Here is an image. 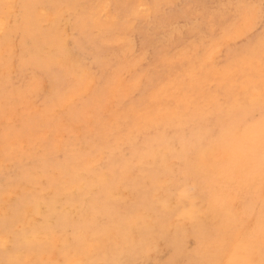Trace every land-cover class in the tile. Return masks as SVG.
Masks as SVG:
<instances>
[{"label": "rangeland", "instance_id": "obj_1", "mask_svg": "<svg viewBox=\"0 0 264 264\" xmlns=\"http://www.w3.org/2000/svg\"><path fill=\"white\" fill-rule=\"evenodd\" d=\"M239 1L0 0V264H264V0Z\"/></svg>", "mask_w": 264, "mask_h": 264}, {"label": "bare ground", "instance_id": "obj_2", "mask_svg": "<svg viewBox=\"0 0 264 264\" xmlns=\"http://www.w3.org/2000/svg\"><path fill=\"white\" fill-rule=\"evenodd\" d=\"M239 1V0H238ZM240 2V1H239ZM1 17V16H0ZM239 29V28H238ZM236 31V30H235ZM224 34V33H223ZM130 39V38H129ZM127 41V40H126ZM130 41V40H129ZM134 44V43H133ZM129 45V44H128ZM130 47V46H129ZM216 51V50H215ZM214 51V52H215ZM214 54V53H213ZM10 68V67H9ZM83 69V68H82ZM84 71H86V70H84ZM262 104V103H261ZM264 104V103H263ZM259 146V145H258ZM257 146V147H258ZM261 150V149H260ZM248 152V151H247ZM248 154V153H247ZM259 154L261 155V153L259 152ZM244 155H246V154H244ZM253 155H254V152H253ZM226 157V156H225ZM223 158V157H222ZM244 158V157H243ZM251 158V157H250ZM247 159V158H246ZM252 159H253V157H252ZM258 159H259V157H258ZM247 161V160H246ZM236 162V161H235ZM258 162V161H257ZM173 164H175V163H173ZM237 164H239L240 165V163H238L237 162ZM259 164V163H258ZM253 165V164H252ZM260 165V164H259ZM244 166V165H243ZM247 167H248V165H246ZM251 166V165H250ZM236 167H237V165H236ZM239 167V166H238ZM242 167V166H241ZM246 167V168H247ZM256 167V166H255ZM253 168V167H252ZM250 170H251V168H249ZM258 169V168H257ZM230 170V169H229ZM243 170V169H242ZM245 170V169H244ZM253 170V169H252ZM261 170V169H260ZM233 171V170H232ZM241 171V170H240ZM131 172V171H130ZM229 172V171H228ZM242 173V172H241ZM249 173V172H248ZM252 173V172H251ZM261 173V172H260ZM235 174V173H234ZM254 174V173H253ZM259 174V173H258ZM83 175V174H82ZM227 175V174H226ZM229 175V174H228ZM239 175V174H238ZM245 175V174H244ZM234 176V175H233ZM254 176V175H253ZM264 176V175H263ZM230 177V176H229ZM228 177V178H229ZM247 177V176H246ZM237 178V177H236ZM239 178V177H238ZM254 178V177H253ZM256 178V177H255ZM82 179V178H81ZM251 179V178H250ZM249 179V181L250 182H252L251 180ZM246 180V179H245ZM261 180V179H260ZM259 180V181H260ZM234 181V180H233ZM243 181V180H242ZM248 181V182H249ZM262 181H264V180H262ZM107 182V181H106ZM247 182V181H246ZM258 182V181H257ZM87 183V182H86ZM226 183V182H225ZM230 183V182H229ZM231 183H233V182H231ZM236 183V182H235ZM264 183V182H263ZM238 184V183H237ZM246 184V183H245ZM255 184V183H254ZM260 184V183H259ZM261 184H262V182H261ZM239 185V184H238ZM95 186V185H94ZM94 186H92V182H90L89 184H88V186H85V184L83 185V189L81 190V192H76L75 193V198H74V206L75 207H77L79 210H81V216H82V218L83 219H85V218H87V215H89L88 213H89V210L87 209V208H89V207H87L86 206V210L84 209V206L85 205H89L88 203H89V201L86 203V199H85V197H83L84 196V194H87V192H90V191H93L92 189H94ZM243 186V185H242ZM256 186H258V185H256ZM236 187V186H235ZM245 187V186H244ZM259 187V186H258ZM74 189H75V185H74V187H73ZM119 188V187H118ZM241 188V187H240ZM254 188V187H253ZM252 188V189H253ZM96 189V188H95ZM228 189V188H227ZM232 189V188H231ZM248 189V188H247ZM251 189V190H252ZM71 190V189H70ZM86 190H87V192H86ZM233 190H235V189H233ZM239 190V189H238ZM237 190V191H238ZM220 191V190H219ZM232 191V190H231ZM230 191V192H231ZM236 191V190H235ZM245 191V190H244ZM253 191V190H252ZM251 191V192H252ZM255 191V190H254ZM258 191V190H257ZM93 192H95V190L93 191ZM224 192V191H223ZM229 192V191H228ZM247 192H249L248 190H247ZM73 193V192H72ZM112 193V192H111ZM242 193V192H241ZM222 194V193H221ZM252 194V193H251ZM164 195V194H163ZM249 195V194H248ZM254 195V194H253ZM132 196V195H131ZM217 196V195H216ZM226 196V195H225ZM231 196V195H230ZM241 196H242V194H241ZM256 196V195H255ZM219 197V196H218ZM244 197V196H243ZM248 197H250V195L249 196H247V198ZM214 198V197H213ZM222 198V197H221ZM228 198H230V197H228ZM227 198V199H228ZM245 198V197H244ZM255 198V197H254ZM226 199V200H227ZM234 199V198H233ZM252 200H254V199H252ZM42 201V200H41ZM56 201H58V200H56ZM169 201V200H168ZM249 201V200H248ZM24 203V202H23ZM28 203V202H27ZM26 203V204H27ZM173 203V202H172ZM171 203V204H172ZM213 203V202H212ZM90 204H92V203H90ZM248 204V203H247ZM250 204V203H249ZM248 204V205H249ZM98 205V204H97ZM226 205V204H225ZM240 205H241V203H240ZM252 205V204H251ZM30 206V205H29ZM39 206V205H38ZM211 206V205H210ZM218 206V205H217ZM247 206V205H246ZM237 207V206H236ZM39 208H40V206H39ZM38 208V209H39ZM253 208V207H252ZM21 209V208H20ZM95 209V208H94ZM181 209V208H180ZM224 209V208H223ZM235 209V208H234ZM247 209V208H246ZM250 209V208H249ZM248 210V209H247ZM252 210V209H251ZM15 211V210H14ZM92 211H94V210H92ZM101 211H102V209H101ZM221 211V210H220ZM98 212V211H97ZM103 212V211H102ZM141 212H142V208H141ZM250 212V211H249ZM22 213H24V212H22ZM138 213V212H137ZM143 213H145V212H143ZM215 213H218V212H215ZM233 213V212H232ZM243 213V212H242ZM247 213V212H246ZM20 214V213H19ZM92 214V213H91ZM166 214V213H165ZM200 214H201V212H200ZM18 215V214H17ZM99 215H101L100 213H97V215L95 216V215H93V216H95V217H97V216H99ZM206 215V214H205ZM21 216V215H20ZM19 216V217H20ZM25 216V215H24ZM93 216H92V218H93ZM240 216H241V214H240ZM246 216H247V214H246ZM253 216V215H252ZM255 216V215H254ZM254 216H253V218H254ZM13 217H15L16 218V216H15V212H14V215H13ZM12 217V218H13ZM18 217V218H19ZM22 217V216H21ZM183 217V216H182ZM233 217H234V215H233ZM25 218H27V217H25ZM24 218V221H25V224L27 223V221H26V219ZM97 218H99V217H97ZM97 218L95 219V220H97ZM232 218V217H231ZM21 219V222H23L22 221V218H20ZM152 219V218H151ZM189 219V218H188ZM252 219V218H251ZM27 220H29V219H27ZM163 220V219H162ZM193 220V219H192ZM240 220V219H239ZM12 221V220H11ZM16 221V220H15ZM88 220H85V221H83V223H85L86 224V222H87ZM98 221V220H97ZM143 221V220H142ZM147 221V220H146ZM154 221V220H153ZM172 221V220H171ZM178 221V220H177ZM176 221V222H177ZM185 221V220H184ZM196 221V220H195ZM204 221V220H203ZM12 222H14V220L12 221ZM173 222V221H172ZM190 222V221H189ZM253 222V221H252ZM149 223H150V221H149ZM178 223V222H177ZM187 223V222H186ZM13 224V223H12ZM19 224V223H18ZM148 224V223H147ZM185 224V223H184ZM205 224V223H204ZM14 225H15V223H14ZM20 225V224H19ZM157 225V224H156ZM155 224H154V226H156ZM160 225V224H159ZM159 225H158V227H159ZM163 225V224H162ZM165 225V224H164ZM25 226V225H24ZM24 226H22V227H24ZM207 226V225H206ZM227 226V225H226ZM153 227V226H152ZM193 227V226H192ZM195 227V226H194ZM203 227V226H202ZM21 228V227H20ZM156 228V227H155ZM169 228V227H168ZM178 229H179V227H177ZM215 228H216V226H215ZM148 229V228H147ZM146 229V230H147ZM159 229V228H158ZM166 229V228H165ZM169 230V229H168ZM167 231V230H166ZM165 231V232H166ZM134 232V231H133ZM172 232H173V228H172ZM171 232V233H172ZM200 233H201V231H199ZM204 232V231H203ZM209 232V231H208ZM147 233V232H146ZM170 233V234H171ZM199 233V234H200ZM207 233V232H206ZM205 233V234H206ZM112 234V233H111ZM144 234H145V232H144ZM153 234V233H152ZM173 234V233H172ZM178 234V233H177ZM114 235V234H113ZM150 235H151V233H150ZM159 235V234H158ZM162 235H163V233H162ZM164 235H165V233H164ZM168 235V234H167ZM174 236H175V234H173ZM206 235H208V234H206ZM211 235V234H210ZM210 235H208V236H210ZM133 236V235H132ZM146 236V235H145ZM155 236V235H154ZM153 236V237H154ZM203 236V235H202ZM207 236V237H208ZM147 237V236H146ZM158 237V236H157ZM163 237V236H162ZM166 237V236H165ZM170 237V236H169ZM85 238V237H84ZM88 238V237H87ZM106 238V237H105ZM65 239V238H64ZM109 239H110V237H109ZM140 239V238H139ZM138 239V240H139ZM103 240H104V238H103ZM102 240V241H103ZM133 240H134V238H133ZM178 240V239H177ZM81 241H84V240H81ZM136 241V240H135ZM143 241V240H142ZM149 241V240H148ZM184 241V240H183ZM88 242V241H87ZM109 242V241H108ZM139 242H140V240H139ZM145 242V241H144ZM111 243V242H110ZM148 243V242H147ZM155 243V242H154ZM159 243H161V242H159ZM158 244V243H157ZM81 245H83V244H80V246ZM150 245V244H149ZM172 245H175V244H172ZM181 245V244H180ZM180 245H178V246H180ZM91 246H93V244L91 245ZM96 246V245H95ZM148 246V245H147ZM151 246V245H150ZM153 246V245H152ZM176 246V245H175ZM193 246V245H192ZM83 247V246H82ZM184 247V246H183ZM85 248V247H84ZM94 248V247H93ZM88 249V248H87ZM196 249V248H195ZM93 250H95V249H93ZM96 250H98L97 248H96ZM186 250V249H185ZM85 251H86V249H85ZM173 251V250H172ZM83 252V251H82ZM88 252V250L86 251V253ZM109 252V251H108ZM107 252V253H108ZM122 252V251H121ZM169 252V251H168ZM174 252V251H173ZM16 254V253H15ZM91 254H93V253H91ZM109 254H112V253H109ZM87 255V254H86ZM90 255V254H89ZM192 255V254H191ZM203 255V254H202ZM103 256V255H102ZM115 256V255H114ZM95 257V256H94ZM193 257V256H192ZM101 258V257H100ZM105 258V257H104ZM173 258V257H172ZM187 258V257H186ZM204 258V257H203ZM203 258H201V260L203 259ZM81 259H83L82 257H81ZM89 259H91V258H89ZM109 260H111V258L109 259ZM112 260H113V257H112ZM111 260V261H112ZM100 261V260H99ZM190 262H191V260H189ZM82 262V261H81ZM108 263H109V261H108ZM107 263V264H108ZM112 263V262H111ZM119 263V262H118ZM99 264H104V261H102V262H99ZM110 264V263H109ZM114 264V263H113ZM187 264V263H186ZM192 264V263H191Z\"/></svg>", "mask_w": 264, "mask_h": 264}, {"label": "snow or ice", "instance_id": "obj_3", "mask_svg": "<svg viewBox=\"0 0 264 264\" xmlns=\"http://www.w3.org/2000/svg\"><path fill=\"white\" fill-rule=\"evenodd\" d=\"M262 18H264V7H262ZM261 48L264 50V39L261 40ZM262 103H264V98H262ZM260 142H261V170L264 174V123L261 125L260 130Z\"/></svg>", "mask_w": 264, "mask_h": 264}]
</instances>
